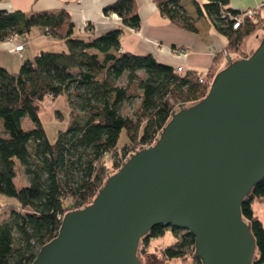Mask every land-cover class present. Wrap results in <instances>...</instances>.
Masks as SVG:
<instances>
[{"label": "trees", "instance_id": "trees-1", "mask_svg": "<svg viewBox=\"0 0 264 264\" xmlns=\"http://www.w3.org/2000/svg\"><path fill=\"white\" fill-rule=\"evenodd\" d=\"M154 2L160 13L188 30L196 31L198 17L207 16L227 37V48L235 51L264 17L263 5L260 18L246 17L233 27L232 18L222 13L234 14L239 9L228 6V0H192L194 15L183 0ZM103 12L116 13L120 24L96 36L82 37L74 34L66 9H0V41L38 25L65 44L62 50L40 49L24 58L16 71L0 65V193L16 201L8 215L0 218V264H29L38 248L56 235L63 214L92 199L109 173L104 154L119 148L122 128L127 134L122 145L125 150L150 144L179 102L192 103L206 93L210 80H204L201 71H178L149 52L121 50V26L140 25L136 0H114ZM121 77L124 83L119 82ZM62 93L70 120L50 141L39 109L46 96ZM134 97L139 98L137 107L131 113L123 112L122 104ZM28 119L31 123L25 128L22 123ZM17 163L23 166L27 181L19 187L14 182ZM256 199H264V176L241 202L242 216L256 243L253 264H264V225L252 208ZM168 227L176 240L161 247L162 257H181V264H202L193 254L194 235L186 229L178 235V227L155 224L140 243L146 247Z\"/></svg>", "mask_w": 264, "mask_h": 264}, {"label": "water", "instance_id": "water-1", "mask_svg": "<svg viewBox=\"0 0 264 264\" xmlns=\"http://www.w3.org/2000/svg\"><path fill=\"white\" fill-rule=\"evenodd\" d=\"M263 176L264 31L246 56L226 54L204 96L179 102L89 202L67 210L29 264H162L139 252L155 224L190 231L202 264H253L241 202Z\"/></svg>", "mask_w": 264, "mask_h": 264}, {"label": "crops", "instance_id": "crops-1", "mask_svg": "<svg viewBox=\"0 0 264 264\" xmlns=\"http://www.w3.org/2000/svg\"><path fill=\"white\" fill-rule=\"evenodd\" d=\"M112 1L114 0H0V9L9 11L18 9L26 12H56L66 9L74 24V34L93 37L120 24L116 13L103 12V7ZM198 1L204 2L205 0ZM228 1V6L232 8L256 7V11L263 9L259 4L264 2V0ZM136 3L140 25L133 30L127 25L121 26L120 48L123 51L149 52L160 62L171 66L181 64L186 69L199 70L202 76L207 78L208 74L214 73L225 57L221 55V51L228 49L231 55L241 56L247 54L246 47L254 44L256 33L252 32L244 37L237 52L232 51L227 48V37L215 29L207 16H199L196 20L197 30L192 31L180 27L160 13L154 0H136ZM183 3L186 10L194 15L195 7L192 0H183ZM23 34H15L14 41H9V39L0 41V65L10 71H16L24 58L33 56L40 49H47L43 48L47 47L46 45H55L54 50L65 49L64 41L45 33L42 26L34 25L30 31L26 32L28 35L23 36ZM24 37H27L24 40L27 44L22 41ZM16 43H22L23 48L13 50ZM177 45L187 47V57H183L176 51ZM251 48L253 49V46ZM12 204H16V201L12 200Z\"/></svg>", "mask_w": 264, "mask_h": 264}, {"label": "rangeland", "instance_id": "rangeland-1", "mask_svg": "<svg viewBox=\"0 0 264 264\" xmlns=\"http://www.w3.org/2000/svg\"><path fill=\"white\" fill-rule=\"evenodd\" d=\"M256 10H257V8H255V11ZM261 14H263V12H260V11L257 12L256 11L254 14V17L260 18L259 16ZM39 27H41V26H39ZM263 28H264V17L261 18V20L257 24L255 30L253 31V33L254 32L256 33L255 37L252 35V38L254 37V44L249 46V47H246L245 51L247 53L250 52V50L252 49V48L250 49V47L253 46V48H254L257 45L259 38L261 37V35L264 31ZM45 33H48V32H45ZM26 35H28V34H26V33L23 34V36H26ZM252 38H250V39H252ZM25 39H27V37H24L22 39V41L24 44H27V41H24ZM46 46L47 47H43V48H47L48 50H54L56 48L55 45L49 44ZM181 47H183L186 50V55H188V49L186 46L177 45L175 47L176 51L178 52ZM230 50L233 51V49H230ZM220 53L223 56L226 54L231 55V53L228 49L223 50ZM215 71H214V73H215ZM214 73H212V74L207 73L208 74V75L206 74L207 78L203 77L204 80L205 79L208 81L211 80ZM124 80H125V78L121 77L119 82L124 83ZM199 81H203V80H199ZM138 102H139L138 97H134L131 100L125 101L122 104V111L123 112H129V113L133 112L134 109L137 107ZM39 117L42 121L44 129H45L46 134L48 136V139L50 141H54L56 139V136H57L59 129H65L67 127L69 120H70L69 106H68L66 96L63 93L58 94L55 97H53L51 95L46 96L41 102L40 109H39ZM30 123H31V121L28 119V120H24L22 125L26 128V126H29ZM0 133H2L1 125H0ZM125 141H127V134H126L125 128H122V130L120 131V135L118 137V140H117V146L119 148H117V150H114V152H112V153L106 152L104 154V162H105V165L107 168V172L111 173L114 170H116L119 167V165L121 164L122 160L126 157V155H128V153L133 151L134 149L138 148L140 145V144H137L133 149L125 150L124 147L122 146ZM116 163H119V165H116ZM25 179H26V175L23 171V166H21L19 163H17V174H16V177L14 178L15 185L17 187H19L23 184H26L27 181H25ZM12 200H15V198L8 196V195H5L3 193H0V204H1L0 218L1 219L8 215L9 209L12 206ZM252 208H253V211L260 217V219L262 220L263 225H264V199H256L252 203ZM182 231H183V229L180 228V230L178 231V235L181 234ZM175 240H176V236L172 232L171 228L168 227V228H165V231L163 234L158 235V236L150 239L149 240L150 243L146 247L143 246V244L141 242V249L139 250V252L160 253L161 254V251H160L161 247L166 245V244H170L172 242L174 243ZM189 258L190 257H188L187 259H189ZM161 259H162V264H181L183 262L181 257L180 258L175 257V258L166 260L161 255Z\"/></svg>", "mask_w": 264, "mask_h": 264}, {"label": "built area", "instance_id": "built-area-1", "mask_svg": "<svg viewBox=\"0 0 264 264\" xmlns=\"http://www.w3.org/2000/svg\"><path fill=\"white\" fill-rule=\"evenodd\" d=\"M264 5V2H261L259 4V6L263 7ZM255 8L256 7H253V8H243V9H239L238 12L232 14V13H229V12H223L222 15H228L229 17L232 18V26L233 27H237L239 24L242 23V21L246 18V17H253L254 14H255ZM131 30H133V28H130ZM9 41H14L15 39V35H11L10 37H8ZM23 48V44L22 43H16L14 44L13 46V50H20ZM178 48V47H177ZM178 53H180L183 57H186V50L181 47L178 51ZM175 68L176 70L178 71H182L184 70V67L180 64V65H175ZM199 80H203L201 76H199Z\"/></svg>", "mask_w": 264, "mask_h": 264}]
</instances>
